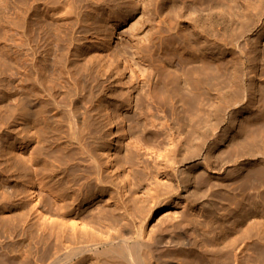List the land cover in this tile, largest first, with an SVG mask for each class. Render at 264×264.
Returning <instances> with one entry per match:
<instances>
[{"label": "rangeland", "instance_id": "1", "mask_svg": "<svg viewBox=\"0 0 264 264\" xmlns=\"http://www.w3.org/2000/svg\"><path fill=\"white\" fill-rule=\"evenodd\" d=\"M50 3V0H28L27 3L0 0V220L5 224L17 219L21 212L17 203L22 196L19 194L23 186L22 162H29L38 151L42 156L39 147L42 129L50 124L48 136H58L59 142L68 141L62 126L68 130L71 118L67 106L74 94L66 90L68 86L74 88L75 84L86 86L88 101L95 99L98 104L87 114L83 128L92 129L97 123V134L102 137L99 149L102 162L105 166L111 163L107 170L112 175L113 187L92 197L94 206L101 205L108 210L118 205L110 197L118 201L122 196L117 203L123 200L127 215L111 224L106 223L109 221L98 223L86 213L92 224L88 229L80 223L73 229L66 221L61 227L50 222L44 224L42 219L32 217L29 223L34 226L25 234L21 228L7 232L1 224L0 261L14 257L12 264H19L24 250L31 247V262L47 264L53 250L44 249L38 234L42 233L48 243L61 241L65 246L63 252L73 246L67 241L73 235L82 236L87 230L88 238L105 239L109 235L107 231L117 235V229L127 223L133 229L132 236L141 231L149 243L153 241L154 244L153 238L160 231L178 236L180 244L163 248L159 255L165 254L164 257L178 264H198L202 241L199 233L204 229L210 231L208 226L202 229L198 222L199 176L219 181L227 177L234 188L238 181L245 182L241 191L246 193V200L249 199L244 206L246 225L255 223L257 218L264 223V1L126 0L121 3L73 0V12L63 18L48 12ZM25 24L30 36L27 44ZM35 30L42 35L39 44L45 38L49 40L48 36L54 32L53 38L62 35L67 47L57 52V43H53V49L46 55L43 44L35 65L32 41ZM52 65L65 68L66 72V78L58 80L55 87L49 72ZM142 69L151 73L153 82L165 72L166 78H170L179 71L181 84L186 88L192 74L197 72L196 142L188 139L187 131L175 133L188 118H183L191 105L190 94L184 95L188 88L182 94L183 105L187 102L183 108L180 106L183 110L171 108L170 101L164 105L155 96V101L153 97L147 98L146 92L153 89L150 82V86L141 84L143 88L134 90L129 103L121 101L128 93L127 85L136 84L138 79L134 76L139 77ZM156 70L160 74H155ZM80 72L85 74L84 78H80ZM239 73L241 76H237ZM70 75L75 81H71ZM52 93L56 101L50 98ZM23 94L32 99V104L36 103L34 108L28 111L20 108ZM158 106L166 110L163 112ZM186 106L188 109L184 111ZM173 107L178 110H172ZM162 125L167 126L166 136L149 135L150 129L159 132ZM52 126H58L59 131L52 130ZM43 136L47 137L46 133ZM58 147L53 143L43 154L50 159H63ZM48 179L38 181L44 183ZM54 181L51 179L44 187L42 183L37 184L27 207L41 200L48 201L47 186ZM257 204L261 206L263 217L254 215ZM210 215L211 211L206 209V217ZM181 217V230L186 235L175 232L171 225ZM217 223L221 227L225 225L220 219ZM230 233L231 229L222 232L225 236ZM124 237L126 235H120L114 243L121 242ZM250 241L240 244L230 254V264H239L247 255L251 263L264 264V249L261 253L254 250ZM221 257H225L224 254ZM83 258L73 259L72 263L97 264L98 261L95 254H86ZM148 264L159 263L151 261Z\"/></svg>", "mask_w": 264, "mask_h": 264}, {"label": "bare ground", "instance_id": "2", "mask_svg": "<svg viewBox=\"0 0 264 264\" xmlns=\"http://www.w3.org/2000/svg\"><path fill=\"white\" fill-rule=\"evenodd\" d=\"M23 1L27 3L28 0H23ZM32 1L35 2L38 0H32ZM50 1L51 3L48 4L49 6L47 10L51 15H55V16L59 15L60 17L63 18L73 12V0H50ZM110 1L126 3V0H110ZM63 25H66V23L64 22ZM64 30L65 28L63 29V33ZM37 32L38 31L35 30L34 33L32 34L33 50L35 52L34 54L35 65L38 63L37 53L39 52V49L43 44H44L43 46L44 48L42 50L45 52L46 55H48L53 49L52 48L53 43H57V45L55 44V46H57L56 49L57 52H60V50L62 51L67 47V44L65 43L66 40L62 37V35L60 36L57 35L55 36V38H53V35L55 34L54 32L53 35L48 36L50 38V39L48 38L49 40H46L45 38V41L42 44H39V38L42 35H40V33ZM24 37H25V43L26 44L29 43L30 36L28 34L26 24L24 26ZM152 55H154V52L152 53ZM58 62L59 61L56 60V64L59 65ZM63 69L65 68L54 67V65L51 66L49 72L53 77V80H55V83L52 85L53 87H55L58 84L57 83L58 80L63 81L66 78V72H64ZM157 69L160 70V68ZM152 70L153 69H151V71ZM158 70H156L155 74H160V72L157 73ZM139 71L140 72L142 71L141 72L142 74L140 73L139 77L134 76L136 77L135 80L138 79L136 84L134 85L135 87L133 86V84L129 83L127 85L128 93H125L127 95L124 98L122 99L120 98L121 101L129 103L130 96H132L134 90L136 91L139 88H143L142 87L143 85L148 87V85L150 86L151 83V86L153 85V89H151L150 92H146L147 95L145 96H147V98L153 97L154 100V96H155L159 100V102L163 103L164 105L170 101V103L172 104L171 108L172 106L176 108L181 106L183 108V106L187 102H185V104L183 105L184 99L182 100L183 98L182 94L184 93V90L185 89L187 90L188 88L187 91L189 92L186 93L187 92L186 91L184 95L190 94L189 96L190 102L189 101L188 102L191 103V105L189 106L187 104V106H189L188 107L189 109L186 106V109L184 111H186L187 109L190 111L188 110L186 111L189 113H185L183 111L186 114L185 115L183 113V116L185 115L183 118L185 119L187 118V116L188 118L184 120V122H182L183 124L179 126L177 125L178 130L181 129V131H178L176 129L175 133L177 134L179 132L181 133L182 131L185 132L187 131L188 139L190 138L191 142L195 140L197 141V118H198L197 114H199L197 113V74H196L197 72L196 71L194 72L196 75L194 73L192 74V79L191 80L189 79L190 82H187L189 84V85L187 84L189 87L186 88V85L181 84L182 77L180 76L181 74H178L179 71H177L178 73H176L175 71L176 75H174L175 77L172 75V77H174L173 79L172 77L166 78L165 75L166 72H165L163 73L164 74L163 77L165 78L159 76L158 79H155L156 81L154 80V82L151 81L152 77H150L151 75L150 72H147L145 70L147 72L145 74V71L143 72V69ZM133 73L135 74V72ZM169 74L170 73H168V75ZM130 75L132 78V73ZM239 75L240 73L237 76ZM79 76L80 78H84L85 74L80 72ZM69 78L71 79V81L74 80V77L72 75H70ZM183 80L186 81V79ZM230 80H232L231 82L233 83V79L231 78ZM230 85L231 84L229 83V86ZM73 86L74 88H68L69 87L68 86L66 90L68 93L74 94L70 101V105L67 106L71 118L68 125V130L64 128V125L62 126L63 127L62 131L64 134H66L64 136L67 137L68 141L59 142L58 136L57 137L48 136V132L51 130V128L49 127L50 124L47 126V128H43L42 129L43 131L41 130L43 133L42 134L43 139L39 140V147L40 150L42 151V156H41V152L38 151L35 155H32L30 157L29 162L27 160L22 162L21 183L23 186L21 192L19 193L22 194V196L21 197L19 196L20 198L18 197L20 202L17 203V206L21 208V212L18 214L17 219L6 221L5 224L4 222H2V220H0V226L1 224L4 225L5 231L7 232L8 231L13 232L21 228L23 230V234L28 233V229L31 226L32 227L34 226L33 223L32 224L29 223L32 217L35 219H42L44 224L50 222L52 224H56L61 227L63 225H66L65 223L66 221V222H70V225L72 226L73 229H75L79 223L85 226V229H88L92 227V224L90 223L91 220L86 217L85 215L86 213H90L93 220H96V222L98 223H104L105 221H109L106 223H111V224L112 221L114 220L117 221L119 218L122 219L123 216L127 215L125 214L126 206L124 205L123 200L121 203H117L120 199H122V196L118 199V201L117 198L115 199L114 197H110L112 202H114L115 205L117 204L118 205L108 210L106 208H102L101 205H97L96 207L94 206L95 200L93 201L92 197L113 187V181H111L112 179H110L112 178L111 177L112 175L111 173H108L107 170V168H109L111 163H107V166H105L102 162V153L99 152L100 143H101L100 139L102 137L100 134H97L99 131L97 123L92 129L87 128L86 130V128H83L85 122L87 121V117H88L87 114L90 113L93 107H95L96 105L98 106V104L95 101V99L88 101L89 90L86 88V86L79 87L77 84ZM238 90L236 89L235 91ZM236 94L237 92L235 93V95ZM50 96H51L50 98L56 101V96L54 93H52ZM187 96L188 95H186V97ZM31 101L32 99L25 94L21 100L20 108L26 111H28V109L30 108H34L36 106V103L33 102L32 104ZM168 107L169 106L166 105V108ZM181 107L179 109L183 110ZM160 108H162L161 111H163V109L166 110L165 108L158 106V109ZM176 108L172 110H175ZM178 112H180L182 115L181 111ZM183 118H181V120ZM162 126H163L162 128L159 129L157 128L158 130H160L159 132L156 129L152 130L149 128L150 129L148 131L149 135L151 137H158L159 134H165V132L168 131L167 126L166 128L164 127L165 125ZM171 127L172 126H170V128ZM53 129L59 131L58 126H52V130ZM145 130L143 131L146 132ZM208 131H209L208 133H210L211 130ZM45 133L47 137L43 136L45 135ZM172 134H170L169 137L172 138ZM166 135L167 134H165V136ZM187 135H185V137ZM185 137L184 139H186ZM180 139L181 138L179 137V140ZM195 142H193V145ZM53 143L59 146L58 148L60 149L59 151L61 152V154H63L64 157L63 159L60 160H58L57 158L50 159L49 157L43 154V152L49 150V147H51ZM70 171L72 173H70ZM46 178H50V179L46 180L44 183H42V181H38L39 179L44 180ZM224 178L225 177H222V181L212 180V178L209 176L208 177L199 176L197 179V188H199V190L197 191V203L199 204L197 213H198V218L200 219L198 220V222L201 225L202 229L203 226H208L210 230L209 233L205 231V229L202 230L201 233H199L200 239H202V241H200L199 243L198 264H230L229 262L230 254L233 253V251L236 250V248H238L240 244L242 243L245 244L250 240H252L250 242L251 244L253 243L252 246L254 245L253 248L254 250L257 249L258 252L261 253L264 249L263 247L264 242L262 241L264 240V223L262 222V220H259L256 217L257 220L255 219L256 221L255 223L252 224L248 223L246 225L245 222L247 217H245L244 206L249 202V199L246 200L247 199L246 193L241 191L245 185V182L238 181L235 184V188H234L232 186V183H229L230 180L227 177L225 179ZM51 179L52 180L55 179L56 181H54L53 183L47 186V188L49 189L48 201L41 200L39 204H33L32 206L27 207V205L29 206V204L31 203L30 200L32 199L31 198L32 189L37 184L41 185V183L43 187L46 186ZM179 181L180 179L177 178L178 184ZM249 184L253 185L252 182H250ZM213 185H215V188H213ZM120 189L118 191H120ZM168 201L171 202L172 200L169 199ZM252 201H254V199ZM206 209L209 211V213L211 211V215L208 218L206 217ZM118 210H124V211L122 214H117L116 211ZM254 215L255 216L259 215L263 217L262 209L259 204H257V207L254 210ZM217 219L223 220L225 225H222L221 227L219 223L216 224ZM175 221L176 222H173L171 224L174 227L175 232L179 231L181 232L180 234L186 235V233L181 230L183 225V217ZM226 222H228V225ZM28 224L30 225L28 226ZM124 224L125 225L117 229V235L115 233H110L109 231H107L109 235L105 239L94 236L88 238L87 230L86 232H82V236L73 235L69 237L67 240L70 241V243L73 246L71 247V249L64 250L63 252L62 250L65 248V246L62 244L61 241H51L50 243H48V241L46 240V238L42 233L38 234L37 237L42 240L43 242L42 244L45 245L44 247L45 250H48L50 252L53 250V252H51L52 259L47 264H73L74 263V262L72 263L73 259L76 260L84 259L83 257L86 256V254L97 255L98 257L97 264H148L151 261H157L159 264H178L173 260L164 257L165 254L159 255V253L161 252V250H163V248L165 247L173 248L178 244H180V241L178 240V236L172 233L168 234V232L166 233L164 231H163L164 233H160L162 231H160L159 233L156 232L157 235L156 236L154 235L155 238H153L154 239V244H153L152 243L153 241L149 243L145 240V237L142 235L141 231L138 232L136 235L133 234L134 236H132L133 229H131L130 226H127L128 225L127 223ZM228 229H231V233L226 236L223 235L222 232ZM84 234H86L87 237H85ZM120 235H126V237H124L121 242L115 244L114 240ZM202 236H205L204 238L205 240L201 238ZM78 237H81V239H79ZM259 242L261 243L260 245H258ZM36 248L37 246L35 247V249ZM168 249L167 251L168 253H170L169 252L170 249L169 250ZM32 253L33 250L31 247H29L27 250H24V252L21 255L19 264H37L35 262H31ZM223 254L225 257H221ZM247 256L241 258L240 259L241 262L239 264H260L259 261H254L253 263H251L250 262L251 259L249 257L247 258ZM13 259L14 257H11L10 260L8 259V261L7 259H5V261L2 260V262L0 261V264H12ZM234 259L236 260L237 258L235 257Z\"/></svg>", "mask_w": 264, "mask_h": 264}]
</instances>
